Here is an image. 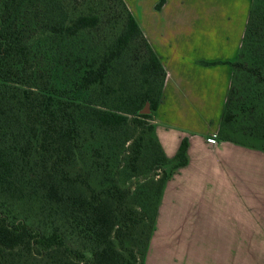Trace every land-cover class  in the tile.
I'll return each instance as SVG.
<instances>
[{
	"label": "trees",
	"instance_id": "16d2710c",
	"mask_svg": "<svg viewBox=\"0 0 264 264\" xmlns=\"http://www.w3.org/2000/svg\"><path fill=\"white\" fill-rule=\"evenodd\" d=\"M118 1L115 37L74 58L101 25L97 11L0 0V264H146L188 140L166 155L153 122L166 69ZM231 64L218 136L264 150V0H254Z\"/></svg>",
	"mask_w": 264,
	"mask_h": 264
},
{
	"label": "crops",
	"instance_id": "0c3cea01",
	"mask_svg": "<svg viewBox=\"0 0 264 264\" xmlns=\"http://www.w3.org/2000/svg\"><path fill=\"white\" fill-rule=\"evenodd\" d=\"M126 0L166 69L154 115L169 158L146 264H264V150L218 131L254 0ZM213 137L216 143L208 141Z\"/></svg>",
	"mask_w": 264,
	"mask_h": 264
},
{
	"label": "rangeland",
	"instance_id": "374dc122",
	"mask_svg": "<svg viewBox=\"0 0 264 264\" xmlns=\"http://www.w3.org/2000/svg\"><path fill=\"white\" fill-rule=\"evenodd\" d=\"M71 7L70 10L74 13L83 10L94 9L101 16V25L98 29L94 30L92 33H87L85 38L80 40L71 49L74 51V58L81 56L82 58L87 55V53L93 54L97 53L104 39L110 40L113 36L115 37V32L119 30V26L124 18V12L118 0H81L80 3H75L76 0H68ZM74 1V2H73ZM125 3L126 0H124ZM132 12V11H131ZM67 50V48H65ZM150 112V109L149 111ZM139 180L134 179L132 183L134 186Z\"/></svg>",
	"mask_w": 264,
	"mask_h": 264
},
{
	"label": "built area",
	"instance_id": "2783aa9c",
	"mask_svg": "<svg viewBox=\"0 0 264 264\" xmlns=\"http://www.w3.org/2000/svg\"><path fill=\"white\" fill-rule=\"evenodd\" d=\"M208 141H210L212 143H216L217 142V140L215 138H213V137L208 138Z\"/></svg>",
	"mask_w": 264,
	"mask_h": 264
},
{
	"label": "water",
	"instance_id": "95a60500",
	"mask_svg": "<svg viewBox=\"0 0 264 264\" xmlns=\"http://www.w3.org/2000/svg\"><path fill=\"white\" fill-rule=\"evenodd\" d=\"M145 112H148L149 111V108L148 107H146V109L144 110Z\"/></svg>",
	"mask_w": 264,
	"mask_h": 264
}]
</instances>
